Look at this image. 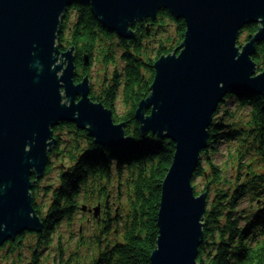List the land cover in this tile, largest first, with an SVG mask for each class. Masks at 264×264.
Segmentation results:
<instances>
[{
    "label": "water",
    "instance_id": "obj_1",
    "mask_svg": "<svg viewBox=\"0 0 264 264\" xmlns=\"http://www.w3.org/2000/svg\"><path fill=\"white\" fill-rule=\"evenodd\" d=\"M78 2L90 4L98 21L124 39L135 37L133 27L137 23L155 20L167 10L160 8L170 9L177 20L187 22L185 50L178 58L174 54L165 58L169 54H163L154 62L153 92L139 103L136 119L143 136L151 129L177 141L173 167L164 179L158 212V249L152 252V264H200L199 249L205 231L204 224L200 231L198 221L205 216L209 193L194 199L188 178L199 149L205 146V125L223 93L264 94V69L259 72L261 65L252 59L257 44L264 43V27L245 44H239L241 31L250 23L258 24L257 18L264 16V0H0V185H8L6 190L0 188V247L18 235L43 228L35 205V216H29L32 207L27 189L32 186L28 183L31 165L38 173L32 176H45L49 162L45 140L51 135L50 124L65 121L61 124L74 123L86 131L83 127L91 124L88 136L109 148L132 142L126 134L127 122H116L113 109L92 99L90 75L75 81V47H53L59 32L58 15L66 6ZM54 52L68 61L59 79L56 72L63 62L51 68L56 60ZM236 56L239 59H234ZM84 61L90 65L89 56ZM254 66L260 75L250 78ZM60 80L66 86L61 91H66L72 101L70 107L60 103ZM220 81L224 82L223 88ZM77 111L78 118L73 115ZM152 111L150 117H145ZM163 129H167L166 134ZM26 143L32 145L27 152ZM87 209L83 205V210ZM100 209L98 205L91 211L98 215Z\"/></svg>",
    "mask_w": 264,
    "mask_h": 264
},
{
    "label": "trees",
    "instance_id": "obj_2",
    "mask_svg": "<svg viewBox=\"0 0 264 264\" xmlns=\"http://www.w3.org/2000/svg\"><path fill=\"white\" fill-rule=\"evenodd\" d=\"M69 9L64 18L59 46L61 50L75 47L77 56L75 81L77 83L82 81L86 75L92 78L93 65L100 66L101 77L97 84L91 85V97L113 109L116 122H127L126 134L132 137V142L128 146L109 148L96 144L86 130L79 129L74 123L58 126L59 134H55L58 141L49 152L45 176L43 178L32 176L34 205L40 217L47 203L45 197L53 193L57 179L62 181L60 188L56 190L57 200L53 201L57 207L43 216L41 231L25 232L0 247V259L13 252H16L17 256L27 253L33 257L31 264H41L42 245L51 246L64 216L67 215L71 220L77 211L80 213L83 205L81 204L79 209L75 204L68 209L58 206L60 198H72L73 190L77 188L78 181L81 179L79 175L63 172L67 163L76 161L77 167L81 165V174L99 185L103 203L109 196L112 198L115 195L113 198L119 206L118 212L113 213L116 216L113 226L115 229L108 226L109 244L99 264H151V254L157 246L159 235L158 212L162 195L161 185L172 165L176 147L169 138H162L161 142L159 139L151 138L154 136L152 133L147 134L149 137L143 136L136 119V110L139 103L151 93V85L155 77L154 62L161 55L172 53L176 47V38L171 35V26L175 24V32L182 39L186 32V23L184 20H177L169 11L163 10L155 20L149 19L146 22L137 23L133 27L136 31L133 39H124L119 36V45H114L112 37L118 35L106 32L101 27L90 4L78 2ZM71 9L76 10L74 20ZM148 24H150L149 29ZM258 29V24H252L242 30L240 36L245 35L246 38L242 40L240 37L239 44H245ZM94 50H97L95 54ZM117 54H119V65L115 66ZM85 56L90 57V65H86ZM252 59L261 65L258 70L262 71L264 69L263 42L257 44V51ZM238 95L241 98L250 97L251 99L242 101L235 107V111L231 108L225 110L224 115L219 117L220 123H213L210 126L209 146L215 151V159L222 150L221 146L224 145L227 152L225 160L230 163L231 159H236V163L221 172L217 164L211 163L213 158H208L213 180L198 193V195L203 192L209 193L207 210L203 218L205 238L198 256L200 264H223L219 256H213V252L218 250L216 240L219 239L221 247H231L230 243L223 240V236L225 231L232 229L235 221L221 228L222 219H230L233 215L239 216V213L233 211L235 208L247 211L248 201L244 199L246 191H254L256 196L264 195V172L257 176L249 171L254 166L264 164V97H257L258 95L248 92H240ZM119 103L124 106L121 115L118 113ZM249 115L252 117L251 122L255 125L251 128L240 123L248 120ZM225 119H234L236 123H240V126L225 124ZM64 135L67 136L66 139ZM249 137H252L251 142ZM234 142H239L241 146L235 149L236 157L232 156ZM85 143L88 144L89 150L83 148ZM244 145H248L246 149ZM104 149L108 150L107 155ZM241 149H244L243 152ZM253 149L260 155L251 163H246L247 159L254 154ZM85 150L87 151L83 154ZM158 152L159 154L156 155L155 153ZM110 157H116L120 161L106 165ZM55 171L59 173L53 178L51 175ZM203 171L198 167L194 179L206 180L208 173L200 176ZM46 178L51 181L49 184L44 183ZM41 185L44 187V197H41L40 202L37 203L36 195L39 194ZM225 188L227 190H224ZM75 194L78 195L79 192ZM230 194L231 199H228ZM262 222H264V209L259 210L253 221L245 228L244 234L240 237L242 248L238 253L232 254L233 260L228 264H264V247L256 254L257 258L252 259L253 247L244 246V239L252 227ZM33 235L36 237L35 248L28 238ZM237 235L238 233L232 230L230 239L234 241ZM256 239L254 236L249 244L254 245ZM20 245H24L23 252L18 251ZM64 256V252L54 256L55 263L72 264L74 255L69 256L67 261Z\"/></svg>",
    "mask_w": 264,
    "mask_h": 264
},
{
    "label": "clouds",
    "instance_id": "obj_3",
    "mask_svg": "<svg viewBox=\"0 0 264 264\" xmlns=\"http://www.w3.org/2000/svg\"><path fill=\"white\" fill-rule=\"evenodd\" d=\"M160 9H167L171 12V14L174 17H176L170 9H168V8H160ZM160 9H158V10H160ZM69 10H70L69 6H66V8L63 11H61L57 17V19L59 21V26H58L59 32L57 34H55V36H54V42H53L54 48L58 49L61 30H62L64 23H65L64 18L66 16V14L69 12ZM71 12H72V18L74 20L76 18V10L71 9ZM145 18L146 17H144L143 19H137L136 21H142ZM181 18H184L186 20L185 17H181ZM262 22H264V16L258 17L256 22H255V23L259 24V30H260V28L264 27V23H262ZM250 24H253V23H250ZM175 27H176L175 24H173L171 26V35L174 38H176V47H175L174 51L171 54L165 56V58L170 56V55H173V54L178 58L180 56V54L185 50V47H186V45H184V43H183L186 39V33L183 36V38L180 39L178 34L175 32ZM240 29H239V31H240ZM187 30H188V25L186 22V32H187ZM112 43L114 45H119V43H120L119 36L113 35ZM235 45H236V42H235ZM236 47H237V45H236ZM178 48H179V51H177ZM96 51L97 50H94V54ZM53 55L56 56V60H55V63H53L51 65L52 69H55L57 65H60L63 62V67L60 68L56 72V76L59 79L60 77H62L64 75V70L66 68H68V61L62 60L56 52H54ZM234 59H239V57L236 56V57H234ZM116 60H117V64L115 66H118L119 65V54H117ZM253 73H256V75H253ZM74 74L75 73H74V69H73L72 83H73ZM259 75H260V73L256 72V67L254 66V71H252L250 73V78H255V77H258ZM93 79H94V74H93ZM219 86L221 88H223L224 82L220 81ZM62 88H66V86L64 84V81L60 80V88H59V92H60V96H61L60 103L70 107L72 104V101L69 100V97L67 96L66 91H61ZM152 92H153V87L151 85L150 95L152 94ZM257 97H264V94H258ZM249 99H251V98L250 97L241 98V97H239V95L237 93L232 92V91H227V92L223 93L222 97L219 100H217L216 106H215L214 110L211 112L209 122L205 125V128H204V131L207 133L206 140H205V146H203L199 149V151L197 153V163H196L195 167L192 169L191 174L188 178V185H189L190 189L192 190V196L194 199L200 198L198 196V193L200 191H203L204 186L213 180V176L211 175L212 170H211V167L209 164V159H208L209 157L213 158L211 163L217 164V166L221 169V172H223V170L226 167H231L232 165H234L236 163V159H231L230 163H228L227 161H220V162L216 161L215 151H214L213 147L209 146L210 130H211L210 126L213 125V123H216V124L220 123L219 117L224 115L225 110L231 108L232 111H235L236 106H239L242 101H246ZM232 101H235V105H232V103H231ZM75 102H76V100H75ZM76 103L78 104V102H76ZM94 104H100V103H94ZM154 108H155V105H152L153 110H154ZM249 112H251L250 108H249ZM152 113H153V111L151 112L150 115H148V116L144 115V116L150 117L152 115ZM73 115L78 118L79 112L78 111L74 112ZM110 120L112 122L111 116H110ZM73 121H75V120H73ZM251 121H252V117H251V115H249L248 120L242 121L240 123H242L247 128H251V127L255 126ZM62 122H65V121H60V122H57L55 124H50L48 126L49 131L51 132V135L49 137H47L45 140V145H46L45 153L47 156V161L49 160V152L56 145V138H55L54 133L56 135L59 134V127L58 126ZM224 123L225 124H234L235 127L240 126V123H236L234 119H225ZM112 124H113V122H112ZM113 126H116V125L113 124ZM80 128H82V127H80ZM83 128L87 129V131L89 133V129L91 128V124H86L85 127H83ZM149 130H151V129H149ZM149 130L146 133H144L145 136H147V137H149L148 135H146L149 132ZM162 131L165 134L167 133V129H163ZM151 132L155 134L151 138L159 139V140H161V142H162V138L167 136V135L161 136L159 133L153 132L152 130H151ZM122 133H123V136L125 138H127L124 135L123 128H122ZM253 135H255V134H253ZM91 136H93V135H91ZM141 138H134V139H141ZM53 141H55L54 145H52ZM173 141H174L175 147H176V152H175V155H176V153H177V141H175V140H173ZM251 141H252V137H249V142H251ZM34 142L35 141H33V143ZM247 146L248 145H244V148L246 149ZM31 147H32L31 144L26 143L24 145V150L26 152L30 151ZM232 147H233L232 156L236 157L237 153H236L235 149H238L241 147L240 143L234 142ZM83 148L89 150L88 144L85 143ZM243 150L244 149H241V152H243ZM86 151L87 150H85L83 152V154ZM104 151H105V154L107 155L108 150L104 149ZM253 153L254 154L251 155L247 159L246 163H251L253 160H256L258 158V156L260 155V153L256 152L255 149H253ZM155 154L158 155L159 152L155 153ZM80 157H79V159H80ZM117 160H119V159L116 157H110V159L106 165H108L110 162H115ZM77 165L78 164L76 163V161H70L69 163H67L65 165V167L63 169L64 173L71 172L75 175H79L81 177V179H79V181H78L77 188L75 190L72 189L73 190L72 198L71 199H68L67 197L60 198L58 206L60 208H63V209H68L72 204H75L77 209H79V206L81 204H84V203L89 204V206H94L96 203H100L101 206H103V195L100 194L99 185L94 184L92 179L87 178L84 175H82L80 172L81 165H79V167H77ZM172 167H173V165H172ZM198 167L202 168L204 170L202 173H200L201 177L204 175V173H208L206 180L199 179V178L194 179V176L196 175V170ZM249 171L258 176L262 172H264V164H261L259 166H254L252 169H249ZM33 172L37 173L35 165H31L29 167L30 175L28 176V183L32 185L31 187H29L27 189V194L30 197L31 207H32V212L29 213V216H35L34 199H33L34 194L31 190L33 188V181L30 179ZM168 176H169V174H168ZM165 180L163 181V183L161 185L162 193H163V185L165 183ZM49 182H51V181L48 178H46L44 181L45 184H47ZM61 183H62V181L57 179L54 183L53 193L49 194L47 197H45L47 203L44 205V211H43V213H41V218H43V216H46L48 214L49 210L57 207V205L53 204V201L57 200L56 190L60 188ZM241 183H243V181H241ZM7 187H8L7 184L0 185V188H3L5 190L7 189ZM224 190H227V189L225 188ZM77 191L79 192L78 195L75 194ZM41 197H44L43 185H41V190H40L39 194L36 195V202L37 203L40 202ZM228 199H231V194L229 195ZM244 199L246 201H248L247 211H241V209L235 208V209H233V211L236 213H239V216L233 215L230 219H222V221H221V228H223L225 225L231 224L232 221H235V224L232 226V229L225 231V234L223 236V240L230 243L231 247H226V246L221 247L219 239L216 240V245H217L218 250L213 252V256L214 257L219 256L221 258L223 264H228L229 261L233 260L232 254L234 252L238 253L241 250V248H242V245L240 243L241 235L244 234L245 228L250 224V222L253 221L256 213L259 210L264 209V195L256 196L254 191H246ZM225 203H227V201H225ZM102 216H103V213H102ZM240 217H243V219H240ZM87 219H91V217H87ZM84 222H85V218L80 215L79 211H77L75 213V215L73 216V218L71 220H69L68 216L65 215L63 220L61 221V230H66V232H65V241H66L65 253H66V255L64 256V259L67 261L68 257L71 256L73 253H77V252L79 253V255L73 256L72 264H92V262L94 260L99 259L101 253L105 251L104 246L102 244L99 246L97 244L96 236L99 234V230H100V227H102V225L97 226L95 220L92 221L91 226H86V231L83 233L84 241H83V243H80L79 225L84 223ZM198 223L201 226L200 231L202 232V230H203L202 226L204 224V221L202 219V215L200 216ZM25 229H27V228H25ZM232 230H235L238 233V235L236 236V239L234 241H232L230 239V237L232 235ZM59 231L60 230H58L57 235H59ZM71 233H76V236L74 239L68 240V235ZM254 236L257 238L255 244L254 245L249 244V241H251ZM30 242H31L33 248H35L36 247L35 235L30 237ZM200 243H198L196 245V252L198 250ZM244 246L253 247L254 250H253L251 258L256 259L257 258L256 254L260 252L262 247H264V222L257 223L252 227L251 231L247 234L246 238L244 239ZM23 248H24V245H20L18 251L23 252ZM156 249H158V246L156 247ZM151 256H152V254H151ZM32 259H33V257L27 253H24L23 255L17 256L16 252H13L9 256H7L3 259H0V264H13L14 261H15V264H29V261ZM48 259L50 260L51 258L48 257ZM193 260H194V258H193ZM41 264H43V258L41 259ZM151 264H152V261H151Z\"/></svg>",
    "mask_w": 264,
    "mask_h": 264
},
{
    "label": "flooded vegetation",
    "instance_id": "obj_4",
    "mask_svg": "<svg viewBox=\"0 0 264 264\" xmlns=\"http://www.w3.org/2000/svg\"><path fill=\"white\" fill-rule=\"evenodd\" d=\"M101 27L106 32L116 33L114 31H111L108 28H106L103 24H101ZM114 196L115 195H113V197ZM113 197L110 198V196H109L105 200V202L103 203V206H101L100 203H97L94 206H89V204H88L89 208H88L87 211H83V209L81 207V211L85 213L86 221L88 223L92 222L93 220H95L97 226L102 225V227H100L99 234L96 236V240H97L98 246L102 244L104 246V249H107L108 244H109V239H110V236H109V234L107 232L108 231V226H112V227L114 226V222H115L116 216L113 215V213L118 212V210H119V206L117 205V201ZM97 205L101 206V209H100V212H99L98 215H96L94 211H92V212L90 211V208H94ZM102 213H103V216H102ZM87 217H91V219H87ZM59 228H61V224L58 227V229ZM58 229H57V231H58ZM113 229H115V227H113ZM79 232H80V243H83V241H84L83 226H81ZM56 235H57V233H56ZM55 247H56L55 246V239H53V243H52L51 246L42 245V247H41L42 249H40V253H42V251H44V250H48V253H49V251L50 250L52 251L53 249H55ZM57 250L58 251H55V253L64 252L65 249H64V244L62 242L58 243ZM103 254H104V252L101 253L99 259L94 260L95 261L94 264H99L102 261ZM72 255L76 256V255H79V254L73 253Z\"/></svg>",
    "mask_w": 264,
    "mask_h": 264
},
{
    "label": "rangeland",
    "instance_id": "obj_5",
    "mask_svg": "<svg viewBox=\"0 0 264 264\" xmlns=\"http://www.w3.org/2000/svg\"><path fill=\"white\" fill-rule=\"evenodd\" d=\"M100 69L101 68H100L99 65H97V64H94L93 65V68H92V78L90 77L91 78V85L93 83L94 84H97V82L100 80V77H101V70ZM93 74H94V79H93ZM95 86L97 87V85H95ZM231 103H232V105H234V101H232ZM123 110H124L123 104L122 103H119V105H118V113L120 115L123 114ZM64 136H65V139H66L67 136L66 135H64ZM221 148H222V150L220 151V153L216 155L217 162L226 161L225 158L227 159V157H226L227 156V152L225 150V146L222 145ZM58 173H59L58 171H55L54 174L51 175V177L55 178L58 175ZM47 184H49V183H47ZM88 208H89V206H88ZM80 215L85 218V222L79 225V230H80L81 226H83V233H84L86 231V226H91L92 225V222H89L88 223L86 221L85 213L82 212L81 210H80ZM58 230H60L59 231V235H56L55 238H54L55 239V246H56L55 249H53L52 251L50 250L49 253H48V250H44V251H42V253L40 255L41 256V259L42 258L44 259V264H56L55 263V257L54 256H57L59 254V253H55V251H58L57 250L58 243L62 242L64 244V249H65V244H66V241H65V232H66V230H61V228H59ZM75 236H76V233L69 234L68 235V240L74 239ZM28 238L30 239V237H28ZM30 251H31V249H30ZM64 252H65V250H64ZM65 255H66V253H65ZM48 257H50L51 259L49 260ZM56 262H57V259H56ZM29 264H31V260L29 261Z\"/></svg>",
    "mask_w": 264,
    "mask_h": 264
}]
</instances>
